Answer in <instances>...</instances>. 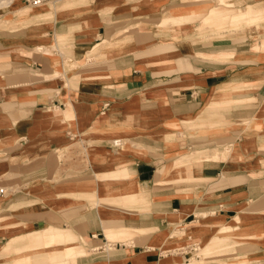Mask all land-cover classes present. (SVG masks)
<instances>
[{
  "label": "crops",
  "instance_id": "0c3cea01",
  "mask_svg": "<svg viewBox=\"0 0 264 264\" xmlns=\"http://www.w3.org/2000/svg\"><path fill=\"white\" fill-rule=\"evenodd\" d=\"M18 1L26 3L0 7V187L8 189L0 219L16 223L0 227L2 259L56 253L55 264H171L235 215L260 229L264 19L254 37L230 28L206 39L199 19L180 24V34L160 26L165 2L92 0L18 17ZM203 4L230 7L176 6ZM238 134L225 156L224 139ZM127 143L142 147L127 151ZM186 152L193 155L182 159ZM189 222L210 227L180 234ZM106 237L124 239L88 254L85 238ZM256 241L237 255L264 262Z\"/></svg>",
  "mask_w": 264,
  "mask_h": 264
},
{
  "label": "rangeland",
  "instance_id": "374dc122",
  "mask_svg": "<svg viewBox=\"0 0 264 264\" xmlns=\"http://www.w3.org/2000/svg\"><path fill=\"white\" fill-rule=\"evenodd\" d=\"M56 1V2H55ZM152 3L154 2V4H156V7H152L153 9H158L159 5L161 3H164V5H162L163 9L161 10L162 12V19H163V14H164V11L168 9H180L182 7H184L183 5L182 6H176V5H179V0H151ZM189 1V2H187ZM221 4H226L227 6H230V7H227L228 9L227 10H218V9H215L214 7L211 8V10H209V7H208V4H203V5H200L199 8H197L196 11H190V13L192 14H195L194 18L195 20L196 19H199L201 24H203V19H213V21L217 22V21H223V22H227L228 24H232L234 22V17L237 16L238 13H241L245 10H247L249 7H255V6H258L259 8H257L256 10L259 11L262 13V16H259V21H257V24L258 22H263V19H264V3H255V4H249V3H246L244 2L243 0H215ZM51 2H55L56 3V9L61 11V10H64V9H67V8H70L71 10H73V7H79L83 4H89L92 2V0H49V1H46V2H43V3H39L37 5L35 4H29V3H23L21 1H18V3H14L13 5H21V6H18V7H14L13 8V11L15 13V16L18 15H25V14H28V10H32V9H36V8H40V4L43 5V4H49ZM182 3L184 4H191V0H181ZM141 3V2H140ZM147 3V2H146ZM143 3V4H138L137 7H139L140 9H145V7L148 5V3ZM243 3V4H241ZM146 4V5H145ZM145 5V6H144ZM175 5V6H173ZM158 7V8H157ZM160 14V13H159ZM52 15V14H51ZM14 16V17H15ZM13 16H10V18H8L7 20H5V22L7 21H10V20H14L12 18ZM18 17H16L17 19H19ZM198 21V20H197ZM199 22V21H198ZM203 26V25H202ZM169 27V28H168ZM174 28L173 30H171L172 33H176V34H180L181 33V26H180V22H173L169 25H167V28L168 29H172ZM233 30H234V33L237 32V31H242L245 29L244 28H241V25H238V26H233ZM247 32V30H246ZM170 33V32H169ZM248 33V32H247ZM249 34V33H248ZM250 36V35H249ZM169 37L173 38V39H177V36H173V35H170ZM245 38V37H243ZM242 38V39H243ZM237 38H234V40H236ZM43 47V46H42ZM44 48V51H45V47ZM49 51H52V48L50 50V48L48 49ZM62 50L64 51V49L62 48ZM66 53V52H65ZM214 56H223V57H226V58H229V59H238L239 56H241V53H238V54H234V53H228V52H220L218 55H214ZM244 72H249L250 73V70H243ZM253 74V73H251ZM65 77V74L63 75ZM66 79V77H65ZM66 83V81H65ZM67 85V83H66ZM241 135V134H240ZM238 134V136H235L234 138H232V136H229V137H226L224 140V145L222 147H220V151L221 152H224L225 156H227L230 151L232 150V144H234V142H238L241 138ZM126 142V140H122L121 141V144L119 147H121L122 145H124V143ZM259 143L262 144L264 143V138H260L259 139ZM128 146L127 149L125 150H137L139 149V146L137 147L136 144H126ZM136 148V149H135ZM213 151H216V149H214ZM193 154H188L186 152V154H183L181 156L182 159H185L186 156H191ZM258 158L260 156V154L258 153L256 155ZM195 157V156H193ZM213 158H216V156H213ZM243 158V156H242ZM259 167V166H258ZM57 186H54V187H51L50 190L52 191V193H55V194H59L60 190L59 191H56V188ZM59 187V186H58ZM63 191V190H62ZM104 191H100V193H102ZM4 195H8V189L5 188L4 189ZM5 197V196H4ZM85 197V195H84ZM89 201H90V196H87ZM94 200V199H93ZM240 221L242 222L243 219H241L240 217ZM199 223V222H197ZM13 224H16L15 222H11L9 220H7V218L5 219H0V227L2 228V226H6V225H13ZM242 224H244V222H242ZM240 224V225H242ZM188 226V230L187 231H180L181 233L180 234H188V233H192L191 231H189L190 229V226L189 224L187 225ZM61 227V226H60ZM59 227V228H60ZM221 229V226L211 235H215L217 233H219ZM178 233V232H177ZM194 233H201V232H194ZM193 233V234H194ZM157 235V234H155ZM77 241L80 239H78V237H76ZM107 240L109 242H104L105 240H102V239H97L96 242H90L88 238H85V241H84V247H86V250L88 252V254H95L97 253V251H99L98 249L97 250H94V246H99V245H103V246H106L108 248H110L112 245L111 244V241H115L116 239H121L123 240L124 238L122 237H117L115 239H112V237H106ZM236 239V238H235ZM74 237H71L69 239V241H76ZM238 241H232L230 245H225L223 247L222 250H218V251H215L217 250V248H215V246L211 245V247L209 249L205 248V242L202 243H196L195 245V249H193V252L192 253H189V255L187 256V260H182L181 261L182 263L186 264V263H189V264H216V263H223V264H264V262L262 261V258L261 260L260 259H252V257L250 258V256H247L245 254L243 255H237V253L240 251V250H243V248H246V246H241V244H243V242L245 241H253V239L251 238H244L243 239H236ZM63 241V240H61ZM60 240H57L56 242H61ZM55 243H52V244H56ZM234 242V243H233ZM260 244V246H264V239H259V241H256ZM78 243V242H77ZM77 243H72V244H77ZM42 244V243H41ZM71 245V244H70ZM37 246V245H36ZM44 244L43 245H40L38 248L43 251L45 250V248H43ZM33 248V247H31ZM43 248V249H41ZM53 249V248H51ZM56 249V248H54ZM44 253V252H43ZM230 253L231 256H233L232 258H225V259H220L221 257L220 256H223L225 254H228ZM29 255H31L32 257V261L30 262V258L29 257H25V258H22V259H18L17 262L14 261L15 258H13V256H7L5 259H1L0 261V264H13V262L15 263H21V264H46L47 262V258H48V261L49 263L48 264H55V260H56V257H55V254L56 253H53V254H49V256L47 257V254H43L42 257L41 256H35L30 253H27ZM262 254V253H261ZM260 260V261H259ZM46 261V262H45ZM65 264H70V262H67Z\"/></svg>",
  "mask_w": 264,
  "mask_h": 264
},
{
  "label": "bare ground",
  "instance_id": "6f19581e",
  "mask_svg": "<svg viewBox=\"0 0 264 264\" xmlns=\"http://www.w3.org/2000/svg\"><path fill=\"white\" fill-rule=\"evenodd\" d=\"M13 1L14 0H0V7L10 5ZM55 2H51L49 4H43V5L40 4V8H44L47 10H49L50 8L55 9V6H56ZM40 8H36V10L40 9ZM257 8H259V7L258 6L249 7L247 10H245L241 13H238L237 16L234 17V22L232 24H228L227 22H223L220 20L215 22V21H213V19H203V24H202L203 26L200 29L199 33L200 34L202 33L201 36L203 38L209 39L210 36H212L216 33L219 34L220 32L226 31V29H230V28L234 29L233 28L234 25L235 26L241 25V28H244L245 30H247L249 35L254 37L256 35V32H257L256 31L257 21H259V16H262V13L260 12V10L259 11L256 10ZM194 15L195 14L188 12V9L185 7H182L180 9H172V10L167 9L164 11L163 19L161 21V25L160 24L159 25L165 28V27H167V25H169L173 22H176V23L180 22V24H183V22L192 21L195 17ZM261 24L264 27V23H261ZM65 71L67 72V69ZM243 73L251 74L248 72H243ZM136 146L137 147L139 146V148L142 147L140 144H137ZM127 148H128V146L126 145L124 149H127ZM5 167H7V166H5ZM51 187H54V186H50L49 189ZM56 188H57L56 191H58L59 190L58 186ZM100 190H103V188L101 187V184L98 185L97 191L100 193ZM97 205L99 207L103 206V205H101L100 202H97ZM242 222H244V221H242ZM242 222L240 221V215H235L232 217L231 221L224 222V224H220L221 229H220L219 233H217L215 235H211L209 237V239H207V241L205 242V244H206L205 248L209 249L211 247V245H213V246H215V248H217V250H215V251L222 250L225 245H230L232 241H238L236 239H243V237L244 238H251V239H260V240L264 239V222H261V224H263V225H261L259 227L260 228L259 230H255V231L251 230L252 227L250 225H248L246 223L242 224ZM216 223H220V222H216ZM188 224L190 226L189 231H191L192 233L204 232L207 228L210 227V225L207 223H206V225H203V224H200L197 222H189ZM240 224H242V225H240ZM2 256H3V254L1 253L0 254V260L2 259ZM0 262H2V261H0ZM13 264H18V263L13 262ZM19 264H21V263H19ZM187 264H189V263H187Z\"/></svg>",
  "mask_w": 264,
  "mask_h": 264
},
{
  "label": "built area",
  "instance_id": "2783aa9c",
  "mask_svg": "<svg viewBox=\"0 0 264 264\" xmlns=\"http://www.w3.org/2000/svg\"><path fill=\"white\" fill-rule=\"evenodd\" d=\"M25 2L29 3V4H39V3H43L49 0H24ZM4 196V189L2 187H0V197ZM171 264H184L182 262H171ZM187 264V263H186Z\"/></svg>",
  "mask_w": 264,
  "mask_h": 264
}]
</instances>
